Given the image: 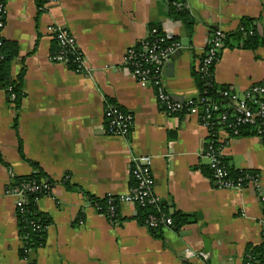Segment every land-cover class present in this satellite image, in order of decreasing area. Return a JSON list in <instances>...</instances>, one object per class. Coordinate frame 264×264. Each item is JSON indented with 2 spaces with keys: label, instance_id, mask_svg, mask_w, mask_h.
Returning <instances> with one entry per match:
<instances>
[{
  "label": "crops",
  "instance_id": "crops-1",
  "mask_svg": "<svg viewBox=\"0 0 264 264\" xmlns=\"http://www.w3.org/2000/svg\"><path fill=\"white\" fill-rule=\"evenodd\" d=\"M0 2L1 35L18 46L11 77L24 73L20 105L0 88V264H246L249 247L264 242L256 190L222 189L205 175L208 128L198 116L161 109L153 89L131 75L123 58L150 25L167 28L183 48L163 66L161 86L174 99L195 98L194 73L212 32H233L251 17L264 37V0H185L190 27L169 16L168 0H54L40 14L34 0ZM50 26L75 38L79 70L52 60L58 46ZM213 80L239 96L264 81V45L225 48ZM109 105L131 114L128 135L108 132ZM219 142L231 166L258 172L264 194V140L224 132ZM136 156L150 158L155 197L171 214H193L195 222L163 227L155 237L135 219V206L121 203L122 220L112 223L79 190L61 183L66 179L97 197L125 195ZM37 171L54 183L37 204L51 220L43 246L22 255L15 199L6 190L12 177ZM187 249L208 258L187 259Z\"/></svg>",
  "mask_w": 264,
  "mask_h": 264
},
{
  "label": "built area",
  "instance_id": "built-area-1",
  "mask_svg": "<svg viewBox=\"0 0 264 264\" xmlns=\"http://www.w3.org/2000/svg\"><path fill=\"white\" fill-rule=\"evenodd\" d=\"M49 1L53 2L54 0ZM176 7L179 9H188V5L185 3H177ZM4 20V6L0 2V40L2 38L1 34L4 28ZM48 29L58 46V50L52 54V60L54 62L72 64L74 69L79 70L82 63V57L77 48L75 38L59 26H50ZM150 33L155 34L156 30L152 29L149 31L144 39L148 38ZM172 37H174L173 33L166 28V30H162V36L158 37L150 45H144L138 50L135 46L136 43L125 52L123 66L129 70L131 75L142 86H150L153 89L161 109L173 114H179L184 111L183 114L185 115L199 117L200 121L209 130L204 154L209 160V166L214 171V182L219 188L230 190H241L246 186H250L256 190L258 197L262 202L264 211V194L256 184L258 174L247 175L245 178L238 179L237 181L228 178V174L220 162L222 145L219 142L220 133H227L226 130L228 129L237 132L236 126L239 124L256 125L255 136L264 140V122H258L260 118L264 117V105L259 100L260 97L264 96V81L251 85L242 96L234 93L231 89L222 90L219 93V100L223 102L222 104L215 100H211L209 97L190 98L186 100L174 99L169 93L163 90L160 78L163 66L170 61L171 57L177 51L183 48V45L179 41H173L166 46L162 45L165 40H171ZM223 37L224 32L220 30L212 32L208 39L207 49L204 56L198 64L197 72L203 81L204 86L208 87L213 80V69L215 63L218 61L219 49L223 45ZM13 99V96H11L12 101ZM250 100L253 101L255 107L251 108L248 105ZM212 113L215 114L217 124L219 125V128L216 131V142L219 145L216 147L213 146V133L210 131V119ZM105 119L110 120L107 127L109 133L121 135L129 134L132 126V116L130 113H122L117 106L109 105L105 111ZM130 173L131 177L137 181V184L130 188L127 194L119 196L120 204L127 203L135 206L136 204L143 205L145 202L154 203L159 201L155 197L151 188L152 179L150 174V158L147 156L134 157ZM243 180H246V182ZM10 183L6 193L15 199L16 216L17 213L23 211L25 191L32 192L38 188L34 184H23V186L19 187L10 186ZM43 188L49 190L50 186L44 184ZM261 223L264 225V213ZM148 225L161 228L170 227L172 225V219L164 215H161L160 218L149 216ZM39 227L40 226H36V228ZM262 237L264 239V226ZM184 255L187 259L196 258L199 255L204 259L208 258V254H199L190 249L185 250ZM250 260H252V258L248 257L246 264H250ZM185 264L187 263L185 262Z\"/></svg>",
  "mask_w": 264,
  "mask_h": 264
},
{
  "label": "trees",
  "instance_id": "trees-1",
  "mask_svg": "<svg viewBox=\"0 0 264 264\" xmlns=\"http://www.w3.org/2000/svg\"><path fill=\"white\" fill-rule=\"evenodd\" d=\"M49 0H34L35 6L38 10V14H40L46 3ZM185 0H168L169 5V16L173 19H179L183 21L188 27L191 26L188 23V9L182 8L179 9L176 7V4H184ZM258 19L251 17H243L241 23L237 30L229 33H224V37L222 39V47L219 49V57L221 52L225 48H239V49H255L257 47L264 45V37L261 35L259 31ZM152 29L156 30L155 34L150 33V36L146 39L139 41L135 46L136 49L140 50L144 45H150L154 42L158 37L162 36V29L159 25L152 24L149 26V31ZM177 37H172L171 40H165L162 45L166 46L173 41H178ZM207 49V46H206ZM58 50V47L55 48L53 53ZM206 51V50H205ZM18 55V46L15 42H11L5 40L3 37L0 40V88L5 89L9 95L11 100V96H13V101L16 106L20 105L21 99L24 96L22 90L23 84V72H21L15 80L11 77V62ZM204 56V55H203ZM218 57V58H219ZM196 84L198 88V97H209L211 100H215L222 104L223 102L220 99L219 93L222 90L229 89L227 86H218L212 80L209 86H204L203 81L201 80L198 72L194 73ZM259 100L264 105V96L260 97ZM248 105L253 108L255 104L253 101H249ZM118 107V106H117ZM122 113H129L121 107H118ZM181 112V114H183ZM109 119L106 120V126L109 124ZM232 121V120H231ZM258 122H264V117L260 118ZM219 125L217 124V118L214 113L211 115L210 119V131L213 133V146L216 147L219 144L216 142V131L218 130ZM227 129V128H226ZM237 132L233 130H226L230 136H247V135H255L256 134V125L250 124H239L236 126ZM221 165L225 168L228 178L237 181L238 179H243L247 175H256L258 172L256 170L251 169H238L234 168L228 163L227 158L221 155L220 158ZM0 164H5L3 159L0 156ZM37 167V165H35ZM202 172L207 175L214 182V171L210 166H203L201 168ZM246 182V180H243ZM61 183L68 189H76L79 190L83 196L86 198L89 203L95 207L98 213L104 214L110 222L116 223L121 222V218L119 215V205L120 198L116 195H107L104 197H97L93 194L88 193L85 190L78 188V186L71 184L68 180L63 179ZM23 184H34L37 186V190L34 191H25V203L23 204V211L21 213L16 214V222L18 227V235L20 240L23 243L21 248L22 255L26 250H34L41 246H43L45 241V230L46 227L50 223V216L39 210L38 201L39 197H42L49 190L43 188L44 184H48L50 187L54 184L48 177H46L41 171H37L31 175H23V176H14L12 177V181L10 186H23ZM137 181L131 177V186L130 188L136 186ZM45 191V192H44ZM136 215L135 219L140 225H143L147 228V230L155 237H157L160 233L161 227H151L148 225L149 216H154L155 218H160L161 215L168 216L172 219L171 227L180 228L183 225L190 224L195 222V215L193 214H183L181 212L170 213L169 207L162 203L161 201H157L154 203L145 202V204L140 205L136 204ZM36 226H40L36 228ZM250 256L252 260H250V264H264V242L261 244L249 247Z\"/></svg>",
  "mask_w": 264,
  "mask_h": 264
}]
</instances>
